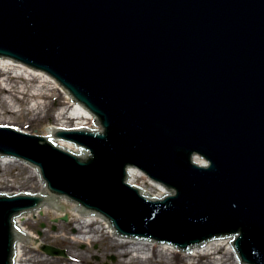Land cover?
I'll return each instance as SVG.
<instances>
[{
    "label": "water",
    "instance_id": "obj_1",
    "mask_svg": "<svg viewBox=\"0 0 264 264\" xmlns=\"http://www.w3.org/2000/svg\"><path fill=\"white\" fill-rule=\"evenodd\" d=\"M0 126V264H264V0H0Z\"/></svg>",
    "mask_w": 264,
    "mask_h": 264
}]
</instances>
